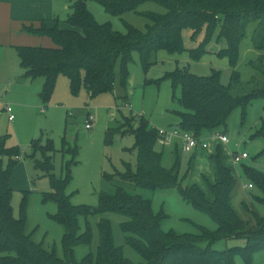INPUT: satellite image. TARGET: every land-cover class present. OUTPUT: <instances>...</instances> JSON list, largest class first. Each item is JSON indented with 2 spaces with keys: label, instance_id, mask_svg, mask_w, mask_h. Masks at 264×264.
<instances>
[{
  "label": "trees",
  "instance_id": "trees-1",
  "mask_svg": "<svg viewBox=\"0 0 264 264\" xmlns=\"http://www.w3.org/2000/svg\"><path fill=\"white\" fill-rule=\"evenodd\" d=\"M88 2L99 4L111 16L129 12L138 14L149 24L140 31L124 23L126 32L120 33L113 30L110 23L99 24L87 8ZM147 3H153L165 12H139V7ZM71 10L65 21L54 20L52 27L44 21L38 27H22L28 35L50 38L52 47L15 48L23 77L43 79L39 93L43 102L49 101L59 76L67 78L72 95L85 90L95 97L113 92L118 67L120 86L124 89L133 53L140 56L146 73L158 51L166 50L172 54L184 51L182 33L185 30L192 32L193 41L204 34L199 46L189 51L193 60L205 53L212 39L225 43L226 47L218 52V56L228 60L231 77L230 83L224 86L220 82V73L213 70L208 77H197L178 69L165 74L163 78L170 82L173 91H180L178 98L173 95L181 108V111L172 112L178 118L176 128L206 142L202 137L225 128L237 108L241 109L243 123L247 106L254 100L264 101L262 60L251 64L256 76L246 86L241 84L240 74L235 71L238 49L250 26L255 30L254 49L264 52V0H75ZM63 23L67 29L60 28ZM130 114L122 125L107 131L106 140L109 142L115 134L121 137L131 135L134 144L126 151L135 152V169L123 163V172L114 170L112 175H104L103 178L113 184L114 192H101L96 209L71 205L65 194L72 180L70 165H65L62 178H56L53 173L56 150L52 140L47 139L44 145L40 140L30 144L31 151L26 157L34 161L35 170L44 174L50 187V192L42 194L41 201L56 205L57 211L52 219L64 230L61 240L63 258L57 257L54 251H47L25 234L26 195L23 196L19 218H14L10 180L21 154L17 147H6L5 137L0 138V156L8 159L4 167L0 165V264H135L124 256L123 246L114 244L111 223L107 219H100L97 223L99 241L95 251L89 250L80 261L75 259L76 247H91L88 217L107 213L126 219L119 229L124 236V245L141 258L142 262L138 264H235L237 256L249 264L256 250H264V217L252 212L251 224L249 220H243L232 206L237 178L222 145L216 142L213 150L199 148L209 166V177L202 176L204 188L198 184L183 186L179 180L178 157L174 156L171 168L163 167V151L157 150V129L143 116ZM215 135L217 138L223 134ZM256 137L264 139V127L253 134L252 138ZM66 144L63 138L61 151L70 150L66 149ZM173 146L177 153L180 145L174 143ZM192 154L188 172L195 157ZM244 173L251 188L260 191V196L252 197L253 201L264 206V174L249 168H245ZM127 186L151 192L175 189L184 202L209 217L216 229L197 226L198 234L164 231L162 222L168 216L163 211L154 213L152 202L128 192ZM242 207L249 212L246 203ZM80 217L85 220L82 233ZM228 239H243L245 245L220 252L212 249L215 243Z\"/></svg>",
  "mask_w": 264,
  "mask_h": 264
},
{
  "label": "rangeland",
  "instance_id": "rangeland-1",
  "mask_svg": "<svg viewBox=\"0 0 264 264\" xmlns=\"http://www.w3.org/2000/svg\"><path fill=\"white\" fill-rule=\"evenodd\" d=\"M74 1L52 0L55 6L54 17L65 21L72 12L71 6ZM87 8L99 24L110 23L113 30L123 34L126 32L124 23L140 31H144L145 26L149 24L147 19L132 12L118 17L111 16L95 2H88ZM138 11L159 14L165 12L163 8L153 3L142 5ZM62 27L67 25L63 23ZM254 31V26L247 29L246 36L238 49L235 67V71L240 74L241 84L245 86L256 76L251 64L258 63L259 60L264 64V52H258L253 47ZM191 34L190 30L182 33L184 48L182 53L158 51L153 57V65L146 73L142 69L140 56L133 53L132 62L128 67L126 87L123 89L120 86L117 67L113 92L95 97H91L85 90H81L78 95H72L67 78L59 76L49 101L43 102L39 97L43 79L31 80L23 77V72L13 56L0 55V138L5 137L6 147H17L21 154L10 180L11 207L14 218L18 219L23 196L26 195L25 234L30 235L35 243L41 244L47 251H54L59 258L64 257L61 244L64 230L52 219L57 207L54 203L41 201L42 194L50 192L48 179L35 170L34 161L26 157L31 151L29 149L31 142L40 140L41 145H44L47 139L53 141L56 150L53 154L55 169L53 173L56 178H62L65 174V165L67 163L70 165L72 180L65 194L69 196L71 205L96 209L101 192L108 194L114 192L113 184L108 183L103 178L104 175H112L114 170L123 172V163L130 164L133 170L136 165L135 152L126 151L133 147V137L131 135L121 137L115 134L107 142V131L122 125L124 118L129 117L130 113L138 117L143 116L156 129H172L178 126V118L172 112L181 111L177 101L173 99V95L179 97L180 91L179 89L173 91L170 82L163 78L165 74L178 69L197 77H208L213 70L220 73L222 85L227 86L230 83L229 62L226 58L218 56V52L226 47L225 43H217L212 39L205 53L198 60H193L189 51L199 46L204 34L199 35L196 41L191 40ZM19 35L30 42L22 46H53V42L48 37L34 38ZM7 109L11 110L12 122L8 121ZM241 118V109L237 108L228 118L225 128L205 135L202 139L208 143L211 150L216 142L220 143L229 156L228 163L237 178L232 193V206L243 220H249L252 224L251 213L264 217V206L253 201L252 197L260 196V191L255 187L247 188L250 182L246 178L244 169L249 168L264 174V139L252 138L256 131L264 127V101H252L246 108L243 123ZM87 124H90V130L85 128ZM134 125L136 126V123ZM217 133L225 135L228 143H221L216 138ZM63 138L69 151H61ZM173 147L169 145L163 149L157 146V150L163 151V167L171 168L174 156H177L180 162L179 180L182 185L198 184L204 188L202 176L209 177V166L200 149L195 150L192 168L188 172V161L192 153L186 154L180 148L176 153ZM73 150L75 152H72ZM234 153L238 155L245 153L248 159L234 164L231 156ZM37 159L41 160V157L37 155ZM7 161V157L0 156V165L4 167ZM126 190L150 200L154 213L163 211L168 216L162 222L164 231L198 234L197 226L209 230L216 229V225L209 217L184 202L175 189L151 192L127 186ZM243 203H246L250 213L244 210ZM100 219L110 221L114 244L123 246L124 256L135 264L142 262L134 251L124 245V236L119 225L126 219L111 213L88 217L87 221L92 232L91 247H76L75 259L80 261L89 250L95 251L99 241L96 226ZM79 226L80 233L84 232L85 220L82 217L79 218ZM244 245L243 239H228L215 243L212 249L220 252ZM204 246L203 244L202 247ZM235 264L245 263L237 256ZM249 264H264V250H256Z\"/></svg>",
  "mask_w": 264,
  "mask_h": 264
},
{
  "label": "crops",
  "instance_id": "crops-1",
  "mask_svg": "<svg viewBox=\"0 0 264 264\" xmlns=\"http://www.w3.org/2000/svg\"><path fill=\"white\" fill-rule=\"evenodd\" d=\"M54 13L55 6L52 0H0V55L13 56L19 66L15 48L30 43L19 34L40 38L24 33L22 27L29 25L38 27L42 21L48 27L54 25V20L62 23L64 20L55 18ZM62 26L63 24L60 25L61 29L68 28Z\"/></svg>",
  "mask_w": 264,
  "mask_h": 264
},
{
  "label": "built area",
  "instance_id": "built-area-1",
  "mask_svg": "<svg viewBox=\"0 0 264 264\" xmlns=\"http://www.w3.org/2000/svg\"><path fill=\"white\" fill-rule=\"evenodd\" d=\"M126 108H129L127 105H125ZM6 113L9 114L8 121H13V116L10 114L11 110L7 109ZM91 120H89L90 122ZM87 130H90V124H87L85 126ZM158 133V140H157V146L160 148H165L169 145H174V143H178L180 145L181 150L186 154L193 153L196 149L202 148L207 149L209 145L206 142H201L198 139H196L192 134L182 131L178 128H172V129H157ZM217 139L223 143L227 144L228 139L226 136L220 135L217 137ZM232 156V162L234 164H239L243 160L248 159V155L245 153H242L241 155H238L237 153H234ZM247 188H251L250 185L247 186Z\"/></svg>",
  "mask_w": 264,
  "mask_h": 264
}]
</instances>
